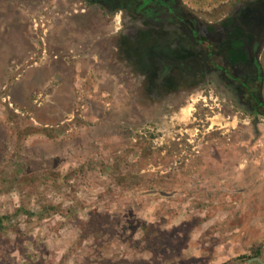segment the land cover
Wrapping results in <instances>:
<instances>
[{"label":"rangeland","instance_id":"rangeland-1","mask_svg":"<svg viewBox=\"0 0 264 264\" xmlns=\"http://www.w3.org/2000/svg\"><path fill=\"white\" fill-rule=\"evenodd\" d=\"M178 6L219 66L257 35L255 102L191 32L0 0V264L264 263V0Z\"/></svg>","mask_w":264,"mask_h":264},{"label":"flooded vegetation","instance_id":"flooded-vegetation-1","mask_svg":"<svg viewBox=\"0 0 264 264\" xmlns=\"http://www.w3.org/2000/svg\"><path fill=\"white\" fill-rule=\"evenodd\" d=\"M88 3L95 4L97 7H103L108 10H115L119 9L126 14L129 13L133 16H136L140 18L143 21L147 22H153L157 23V25L164 24L180 28L182 32H187V36H189L191 32V36L193 37V43L199 45L200 47L207 46L206 42L201 40L198 37L197 31L194 29V22L188 17L187 14L183 13V10L178 6V0H84ZM253 15L255 17H263L264 18V12L263 10L260 12L256 8L254 9ZM263 12V13H262ZM257 15V16H256ZM261 15V16H260ZM139 21V20H138ZM180 26V27H179ZM236 30L231 31V35L234 36L236 33V37L240 40V54L238 55V58H236L235 62L238 64L237 67L231 66L229 69L219 66L214 63L212 60V50H210L211 46L205 47L207 50V63L206 67H211L214 70H220L222 71V74L225 76V78L230 80V82L239 85L242 87V99H245L247 103L255 102L257 99L256 93L254 94L253 86L258 83V77L256 74L257 66L255 64L257 61L255 60L254 52L248 50L247 46L248 42L257 35H252L250 30L245 29L243 25L240 23L235 28ZM163 30L168 33V30L166 28H163ZM236 39V38H234ZM237 39V40H238ZM163 40V39H162ZM254 41V40H253ZM179 43V42H177ZM170 44V43H169ZM235 57H231V59H234ZM241 70H245L248 72V75H246V78L249 79H243L242 73H239ZM242 72V71H241ZM250 75V76H249ZM262 110V108H261ZM259 112V111H258Z\"/></svg>","mask_w":264,"mask_h":264},{"label":"water","instance_id":"water-1","mask_svg":"<svg viewBox=\"0 0 264 264\" xmlns=\"http://www.w3.org/2000/svg\"><path fill=\"white\" fill-rule=\"evenodd\" d=\"M250 260L258 261V262H260L261 264H264V263H262V261H261V259H260L259 257H253V258H251Z\"/></svg>","mask_w":264,"mask_h":264},{"label":"crops","instance_id":"crops-1","mask_svg":"<svg viewBox=\"0 0 264 264\" xmlns=\"http://www.w3.org/2000/svg\"><path fill=\"white\" fill-rule=\"evenodd\" d=\"M101 8V7H100Z\"/></svg>","mask_w":264,"mask_h":264}]
</instances>
